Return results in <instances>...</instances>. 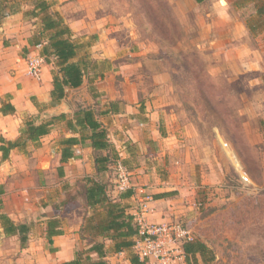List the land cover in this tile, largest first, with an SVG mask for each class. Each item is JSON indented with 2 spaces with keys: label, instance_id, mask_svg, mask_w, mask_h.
<instances>
[{
  "label": "crops",
  "instance_id": "0c3cea01",
  "mask_svg": "<svg viewBox=\"0 0 264 264\" xmlns=\"http://www.w3.org/2000/svg\"><path fill=\"white\" fill-rule=\"evenodd\" d=\"M161 1L192 46L212 50L237 43L219 18L226 11L223 0ZM98 5L93 0H0V262L64 264L78 253L99 260L90 247L103 244L106 264H131V251H115V242L91 230L106 219L104 209L85 207L82 199L67 201L79 196L84 179L96 178L90 141L81 138L75 124L79 107L97 114L129 171L132 189L125 192L115 188L114 167L99 175L109 183L107 196L127 214L134 215L150 195L151 223H179L198 235V225L209 216L204 214L210 205L199 210L195 204L212 200L205 186L211 181L204 176L199 182L197 171L200 163L213 168L210 148L202 153L193 148L202 138L201 123L184 119L172 100L177 95L172 60L160 56L167 39L156 34L150 20L139 27L132 18L100 16ZM158 18L165 25L164 15ZM47 22L58 25L48 28ZM219 29L221 36L215 33ZM60 30L58 38L75 46L70 62L81 68L83 79L77 88L64 87L54 103L51 92L61 74L50 41ZM34 55L46 61L39 80L27 74L26 59ZM246 65L261 71L259 62ZM69 120L76 130L68 127ZM27 122L51 125L46 135L31 141L22 135ZM261 137L259 130L254 138ZM69 138L78 142L69 146ZM259 206L254 202L253 211ZM2 216L29 226L23 247L17 234H5ZM53 219L61 234L48 241L46 224ZM197 235L196 241L207 246Z\"/></svg>",
  "mask_w": 264,
  "mask_h": 264
},
{
  "label": "rangeland",
  "instance_id": "374dc122",
  "mask_svg": "<svg viewBox=\"0 0 264 264\" xmlns=\"http://www.w3.org/2000/svg\"><path fill=\"white\" fill-rule=\"evenodd\" d=\"M260 1L223 0L226 11L219 18L230 28L229 38L237 43L201 50L191 45L189 34L172 24L167 2L93 0L99 4L95 8L98 15L132 18L139 27L145 18L153 21L156 15H164L165 25L155 23L153 29L167 39L160 56L172 60L177 94L172 100L184 119L201 123L202 138L193 148L201 153L210 148L207 156L213 168L200 163L197 169L199 182L204 176L211 181L205 186L212 200L197 208L210 205L204 214L209 216L198 225V235L191 232L214 254L211 264H264V25L254 18V4ZM252 21L254 34L246 27ZM222 32L219 29L215 33L221 36ZM252 61L261 64V77L260 70L246 65ZM255 77H259L256 83ZM259 130L260 141L254 138ZM242 173L249 183L241 181ZM254 202L260 205L257 212L252 208Z\"/></svg>",
  "mask_w": 264,
  "mask_h": 264
},
{
  "label": "trees",
  "instance_id": "16d2710c",
  "mask_svg": "<svg viewBox=\"0 0 264 264\" xmlns=\"http://www.w3.org/2000/svg\"><path fill=\"white\" fill-rule=\"evenodd\" d=\"M254 11V18L257 20L256 23L264 25V0L254 4ZM145 19L150 20L148 18ZM158 19V15H156L154 20L150 21L158 25ZM253 22L254 21H252V24L246 23V27L251 34L256 32V26L253 25ZM57 25V22L46 23V27L53 29H55ZM62 33H64L62 30H60V33L56 32V38L54 37L52 41H50V48L60 66L59 72L61 74L59 80H54V89L51 92V98L54 103L58 102L63 97L64 87L77 88L81 85L83 79L81 68H79L76 63L70 62L74 57L75 46L63 37L58 38ZM207 80L209 81V79H204L205 82H207ZM94 114L96 113L89 108L79 107L74 113V118L78 131L82 136L81 138L85 136V138L89 139L91 148L93 149L96 178L84 179L81 182L82 189L79 192V196H70L67 201H69V199H82L85 207L87 206L90 209H104V211H106V219L91 230L99 232L101 235L115 242V251H131V264H144L139 261L138 256L133 252L134 238L137 235V227L133 215L127 214L116 201L111 200L107 196L106 191L109 183L99 178V175H105L109 171V168L115 167L118 162H121L124 166L125 164L124 161L120 159L119 153L109 143L107 131L97 122ZM50 125L51 122L38 125L27 122L22 129V135L28 140L36 141L49 132ZM67 125L73 130L77 129L72 126L70 120L67 122ZM77 142L75 138L66 140V144L69 146H73ZM1 221L4 226L5 234H17L19 236L20 245L23 247L28 240L29 226L26 224L16 225L4 216L1 217ZM46 225L48 241H51L52 237L61 234V231L58 229L57 220H50ZM103 247V244H95L90 247V251H94L98 255L99 260H92L88 256L82 257V255L78 253L74 260L64 264H106L103 260L105 257ZM182 250L184 253V261L187 264H198V260H200L201 264H211L215 260L212 251L200 241L193 240L191 242H184L182 244Z\"/></svg>",
  "mask_w": 264,
  "mask_h": 264
},
{
  "label": "built area",
  "instance_id": "2783aa9c",
  "mask_svg": "<svg viewBox=\"0 0 264 264\" xmlns=\"http://www.w3.org/2000/svg\"><path fill=\"white\" fill-rule=\"evenodd\" d=\"M45 63V59L41 56H28L26 59L27 74L39 80ZM114 169L116 190L118 192L131 190V177L126 167L118 162ZM240 179L244 183L250 182L245 173L240 175ZM151 199L150 195H145L133 215L137 227L133 252L144 264H179L184 261L182 244L194 240L192 233L179 223L155 224L149 222ZM203 205L202 200L195 204L197 208H201Z\"/></svg>",
  "mask_w": 264,
  "mask_h": 264
}]
</instances>
